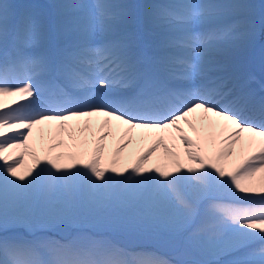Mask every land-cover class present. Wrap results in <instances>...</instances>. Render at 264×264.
Instances as JSON below:
<instances>
[{
  "label": "snow or ice",
  "instance_id": "obj_1",
  "mask_svg": "<svg viewBox=\"0 0 264 264\" xmlns=\"http://www.w3.org/2000/svg\"><path fill=\"white\" fill-rule=\"evenodd\" d=\"M48 8L0 0V264H172L147 254L124 260L110 241L36 235L29 209L43 199V220L71 222L80 188L90 214L115 208L106 218L117 227L179 238L175 264H264V95L216 58L254 38L250 5L59 0ZM5 97L18 98L15 106ZM94 117L103 118L98 132ZM52 122L41 166L28 141ZM137 136L153 142L125 175L119 157ZM158 150L167 163L146 168ZM25 155L33 163L21 172Z\"/></svg>",
  "mask_w": 264,
  "mask_h": 264
},
{
  "label": "rangeland",
  "instance_id": "obj_2",
  "mask_svg": "<svg viewBox=\"0 0 264 264\" xmlns=\"http://www.w3.org/2000/svg\"><path fill=\"white\" fill-rule=\"evenodd\" d=\"M138 1V3H137ZM256 1L259 0H243L244 3L250 5V8H252V5L256 4ZM21 0H15L14 3H20ZM29 2V3H28ZM59 2V0H27V4L31 5H37L39 6L40 11L43 12H48L50 9L48 6L52 3ZM156 2V0H134V3L137 4V6L140 4L145 5L148 3H153ZM18 4V5H22ZM250 8L248 9V14L252 20L255 21V23L258 22L260 23L261 19L264 18V11L257 10L255 11L252 9V13L249 11ZM257 25V24H256ZM261 31V30H257ZM262 34L258 32L256 34L254 43H262ZM76 122V121H70ZM78 122V121H77ZM113 149L108 150L112 152ZM32 161V159L29 160V163ZM31 177H29L30 179ZM76 199H77V207L74 209V215L73 218L76 219L78 218L79 222L77 225L74 223H70V226L65 227L62 226L60 221L56 223H52L53 225H50L48 223H44L43 221L37 222L38 227L44 228V230L41 231H36V235L38 236H45L52 238L54 240L60 241L63 239H68L69 236L73 237L74 240L77 238H80L84 241H86L85 238H90L94 239L96 241H100L101 239L111 241L114 243L116 246H118L120 249L123 250L125 255L122 257V259L127 260V261H132L135 259L137 256L140 255H152L158 258H162L165 260L172 261V264H175V261L177 260V250L179 247V238H173L172 236L169 239L168 237L171 235L168 232H165L160 229H149V227L145 228H139V229H124L115 226L109 219L106 217L116 211L115 208L109 209L107 211H101L99 214H91V221L87 222V219H84L86 217H83L86 213H88V209L81 208L80 204V195L76 194ZM44 201V205H46V201ZM227 200L226 203H238L235 201H229ZM225 202V200L223 201ZM44 215L48 212V208L46 207ZM61 225V226H57ZM51 229V230H50ZM58 231L61 234L55 233L52 234V231ZM151 230V231H150ZM17 232H20L21 234H24L26 236H30V234L27 232L26 229L24 228H17ZM148 233V234H143L142 232ZM151 232H155L156 234H152ZM151 233V234H150ZM159 233V234H158ZM141 234V235H140ZM124 235V236H123ZM123 236V237H122ZM129 236V239L127 238ZM62 242V241H60ZM173 254V255H172ZM230 257H226L225 259H229Z\"/></svg>",
  "mask_w": 264,
  "mask_h": 264
},
{
  "label": "bare ground",
  "instance_id": "obj_3",
  "mask_svg": "<svg viewBox=\"0 0 264 264\" xmlns=\"http://www.w3.org/2000/svg\"><path fill=\"white\" fill-rule=\"evenodd\" d=\"M85 3H91V0H84ZM122 2L124 3H128L130 5H134V0H122ZM133 11H138V9H133ZM261 30V32L263 33L264 35V30L261 29L260 27V24H257L256 25V31L257 30ZM264 37V36H263ZM221 54H217V58L220 56ZM227 58V57H226ZM225 59H223L222 61H220L222 64H224L225 66H227L231 71L235 72L237 75H239L240 73V76L247 79L250 83V86L256 90L257 94L258 95H264V91H261L262 89V85L263 83H261L260 85L256 83V81L253 79V76H252V73L251 71L247 72V71H242V70H236L234 69V67H229L228 65V61ZM18 98L16 97H5L4 100L11 104V106H15V104H12V101H15L17 100ZM24 101H21V103H23ZM102 117H94L92 118V123H91V128H92V131L93 132H98L99 128H100V123L102 121ZM70 126L72 127H83V124L84 122L83 121H76V122H67ZM56 130V124L55 122H52L51 124H45V125H41V126H38L37 128H34L33 129V132H32V136L29 138V141H28V146L31 150H34L36 152V155L39 157V159L41 160V166L43 165V163L46 161V158H47V146H48V142H49V136L55 132ZM26 131V130H25ZM8 136H12L14 135V133L12 132H9L7 133ZM118 136L119 134L117 133V136L116 138H110L108 141L106 142H109V141H118ZM89 139L91 140L92 137L89 136ZM65 141H67V137H65ZM114 145V144H113ZM112 145V146H113ZM139 145H133V146H130L127 150H125V152L123 154H121V156L119 157V165L118 167L119 168H124V167H127L128 168V172L125 173V175H128L130 172H131V168L133 167L136 159L143 154V152L150 146L148 145V147H138ZM112 149L111 146L108 145V148L104 154V157L101 161V166L102 167H106V166H110V161L112 159V152L108 150ZM182 150V149H181ZM18 151H23V150H18ZM59 151H64L63 149H60ZM91 152V145L89 146V154ZM31 158L27 155H25L22 159V163H21V166H20V171L23 172L25 171L28 167H30L33 163V161H31L29 163V160ZM79 163H82V161L78 162ZM165 163H167V161L165 160L164 156H163V151L162 150H158L151 158L150 160L148 161V163L145 165V167H158V166H163ZM186 163V161H185ZM109 174H113V173H106V175H109ZM158 175V174H157ZM259 176L260 174H257V177L254 178V179H259ZM233 191H235L233 189ZM78 194L80 195V204H81V208H84L86 209L87 207L85 206V201L87 199V195H86V191L83 189V188H80L78 190ZM119 195V194H118ZM237 196H241V195H244V194H241V193H237L236 194ZM43 199H41L39 201V204L32 207L31 209H29V211L38 218V221H43L44 223H48L50 225H53L52 223H49L45 220H43V217L45 216L43 213H45V211L47 210L46 209V205H44V201H42ZM229 200L230 202L233 201V200H230V199H227ZM238 203H240L239 201H236ZM83 217H86L84 219H87L86 221L87 222H90L91 221V214L88 212L86 213ZM79 222L78 218L74 219L72 218L71 222H64V221H60L59 224H61L62 226H65V227H68L70 226V223H74L75 225H77ZM61 225H57V226H61ZM36 231H41V230H44V228H40L38 227L37 223L34 225ZM10 228H12V230L16 231L17 228H20V227H14L12 225H10ZM149 229H152L154 231V229H157V228H154V227H149ZM151 231V230H150ZM155 233V232H153ZM257 246V245H254V247Z\"/></svg>",
  "mask_w": 264,
  "mask_h": 264
}]
</instances>
